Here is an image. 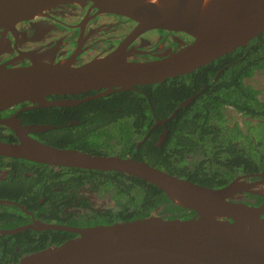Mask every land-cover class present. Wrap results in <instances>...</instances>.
Listing matches in <instances>:
<instances>
[{"label":"water","instance_id":"obj_1","mask_svg":"<svg viewBox=\"0 0 264 264\" xmlns=\"http://www.w3.org/2000/svg\"><path fill=\"white\" fill-rule=\"evenodd\" d=\"M67 5H89L100 12L128 17L136 22L138 32L156 28L184 31L194 40L163 57L142 62L127 60L121 47L80 65L70 59L55 61L48 51L18 49L19 57L28 64L0 63V110L25 101L35 104L32 108L73 105L81 100L48 97L104 89L93 95L97 97L116 89L162 82L190 73L264 31V0H0V49L6 30L17 36L16 23L44 9ZM171 117L156 119L153 127L165 125ZM0 124L17 137L15 141L0 139L1 156L136 176L157 186L172 203L194 212L189 218H170L159 215L157 208L149 216L111 224L67 227L36 220L0 228V234L50 228L76 233L8 264H264V202L255 205L242 200L244 192L264 196V170L210 187L145 160L55 147L29 135L54 128L52 125H23L15 115L0 119ZM166 133L165 129L157 146ZM0 203L18 204L7 199H0Z\"/></svg>","mask_w":264,"mask_h":264},{"label":"trees","instance_id":"obj_2","mask_svg":"<svg viewBox=\"0 0 264 264\" xmlns=\"http://www.w3.org/2000/svg\"><path fill=\"white\" fill-rule=\"evenodd\" d=\"M259 71L264 72V32L248 45L164 82L136 85L74 106L36 108L23 114L25 122L57 125L31 135L55 147L131 156L196 183L221 187L240 174L264 170V101L258 98L257 89L244 82ZM197 92L166 122L168 133L157 146L164 126L151 130L156 119L169 117L178 103ZM226 107L256 120L244 132L226 117ZM73 119L78 122L68 125ZM0 139L12 141L16 136L9 130V135H0ZM3 170L0 199L18 202L30 211L40 195L56 186L77 189L89 183L96 190L111 193L115 208L96 211L90 217L78 216L69 224L134 220L149 216L159 207V214L170 218L194 214L172 203L157 186L114 170L59 167L0 155V172ZM248 197L255 199V205L264 201L263 195ZM27 220L29 216L17 204L0 203V228H13ZM42 240V234L31 230L0 234V264L17 261L51 243ZM62 241L56 239L54 243Z\"/></svg>","mask_w":264,"mask_h":264},{"label":"flooded vegetation","instance_id":"obj_3","mask_svg":"<svg viewBox=\"0 0 264 264\" xmlns=\"http://www.w3.org/2000/svg\"><path fill=\"white\" fill-rule=\"evenodd\" d=\"M136 26V22L128 17L110 12H100L96 8H93L89 5H67L63 7H54L48 10L44 9L42 10L41 14L16 23L14 26V30L16 31L17 36H14L12 31L6 30L3 36V39H5V43L0 49V63L12 61L14 64H28L27 59L19 57L20 54L17 52V50L19 49L21 51H48L49 56L55 61L70 59L74 65H80L92 59L93 57L105 55L119 47L124 49V56L127 60L142 62L163 57L169 51H177L184 45L189 44L194 40L192 35L184 31L156 28L138 32ZM1 32H3V29L1 30ZM263 32L264 31L260 32L259 34ZM15 37H17V39H15ZM253 38H251L248 43L243 46L248 45ZM247 79L244 80L245 83ZM135 87L136 85L133 88ZM138 90L142 91L141 89ZM102 91H104V89L90 90L78 94L54 95V97L48 98L61 100H81L80 102L73 105H63L74 106L82 102H86L90 99L105 97L113 93L114 91L120 90L116 89L112 92L107 93L106 95L93 97V95L99 94ZM198 93L199 92L185 98L180 103H178L173 112H175L176 114L178 109H180L181 107H186L198 95ZM189 98H191V100L187 104H184V102ZM173 102L175 101L173 100ZM34 105L35 104L29 101L14 104L12 107H9L5 110H0V119L15 115L18 119H20L23 125L30 126L46 124L52 125L54 126V128H57V125L50 124L49 122H25V115L23 114L24 111L43 108H32L31 106ZM231 111L241 115V113H239L232 107H226L224 109V112L228 119H230L229 115ZM173 112L169 117L172 116ZM63 114H65V112ZM243 117L251 119L253 120V122L256 120L246 116ZM77 122L78 121L76 119H73L68 122V125L75 124ZM233 123H236L244 132H247V128L249 127L248 122H246L245 128H242L237 122ZM153 125L151 126V130L152 128L163 124H159L155 127H153ZM163 126L164 129L161 134L165 131V129L168 133L166 123ZM9 130L12 131L7 126L0 124V135H9ZM32 133L33 132H29V135L31 136ZM161 134L159 135V138ZM140 143L141 141L138 142L139 145ZM4 170L0 172V178L3 175ZM256 179L257 178L255 177L254 179L248 178L247 180L253 181ZM248 194L253 193H242V200L253 204L255 199L252 197H248ZM36 204L37 206L35 208H32L31 211L28 210L25 205H21L19 203L17 204L18 206H20V208L23 207V212L25 213V215L29 216V220L17 226L26 225L38 220L45 224H53L58 226L85 227L83 223H79L78 221L74 224H69L67 222L74 218L78 219V216L90 217V215H92L96 211L106 212L108 209L116 207V203L111 198L110 192H102L96 190L94 186L89 183L82 184L77 189L64 185L52 187L51 190L47 189L43 195H40L38 197ZM166 215L167 214H164L163 216ZM262 216H264V214ZM27 230L42 234V242L51 241L48 246L54 245V241L56 239H62L65 241L66 239H69L76 235L75 232L65 230L63 228Z\"/></svg>","mask_w":264,"mask_h":264},{"label":"rangeland","instance_id":"obj_4","mask_svg":"<svg viewBox=\"0 0 264 264\" xmlns=\"http://www.w3.org/2000/svg\"><path fill=\"white\" fill-rule=\"evenodd\" d=\"M246 83H249L253 85L256 89H258L260 91L259 98L264 101V72L255 73L253 77L246 80ZM229 117L231 123L237 122L242 128H245L246 122H248L249 126H251V124L253 123V120L244 118L242 115L233 111L230 112ZM160 209L161 207L158 209V213Z\"/></svg>","mask_w":264,"mask_h":264}]
</instances>
